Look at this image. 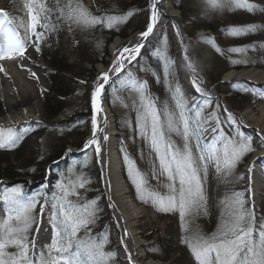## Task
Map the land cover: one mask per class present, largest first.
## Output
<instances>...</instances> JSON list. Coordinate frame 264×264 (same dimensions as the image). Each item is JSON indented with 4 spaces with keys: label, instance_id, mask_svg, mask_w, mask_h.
<instances>
[{
    "label": "snow or ice",
    "instance_id": "1",
    "mask_svg": "<svg viewBox=\"0 0 264 264\" xmlns=\"http://www.w3.org/2000/svg\"><path fill=\"white\" fill-rule=\"evenodd\" d=\"M158 3L159 0H153L151 4L150 23L140 34L142 38L146 39L153 33L159 15ZM207 3L212 8L245 9L250 13L258 7L248 0H207ZM25 8L30 16V23L24 26L23 38L11 27H6L13 20L9 18L7 11L0 10V33L6 32V43L0 45V60L16 55L23 56L29 36H34L37 41L43 39L44 34L37 32V26L49 27L46 22L50 19L52 8L43 2L37 3V0H28ZM59 11L64 19L77 25L90 27L105 23L100 17L93 16L79 0H67ZM123 19L124 17L109 16L106 23L108 27H112ZM257 30L256 25H247L233 27L230 32L233 36H240ZM209 43L215 47L214 40L209 39ZM142 47V43H137L124 48L123 53L127 54L130 62L136 60ZM216 51L220 52L221 49L216 47ZM231 51L243 52L245 49L233 48ZM157 54L165 61L164 75L167 78L170 72L166 42ZM189 67L193 74L191 88L202 98V103L196 97L186 95L178 84H170L172 107L170 108L167 101L163 102L162 107H158L157 98L149 92L147 81L135 80L130 71L126 73V79L120 81L121 87L131 85L138 93V101L135 102L136 125L139 134L148 140L150 148L156 154L158 166L153 175L166 177L167 183L163 186L164 191L150 190L145 174L125 155L128 178L135 186L137 197L141 201L151 200L160 211L179 213L186 233L183 242L194 255L197 264H264V225L260 226L257 238L254 239L255 218L245 208L242 193L226 194L221 202L224 206L222 222L212 236L200 234L194 223L196 217L207 211L204 180L209 169L214 168L215 174L227 183V177L232 175L237 162L247 152L252 151V147L250 139L239 132L235 136L227 135L215 112L207 116L204 114L205 109L212 105L213 94L202 80L195 77V67ZM124 71V59L112 65L111 72L117 79ZM110 79L108 72L99 77L100 82L92 97L96 114L103 111L102 94ZM215 107L219 108L220 105L216 104ZM224 110L227 112L225 119L235 125L237 121L234 115L226 108ZM107 123L106 116L103 127L97 117L93 116L94 131L86 144L94 149L97 157L101 156L103 142L108 140L104 132ZM170 134L179 137L181 143L174 142ZM20 140V136L9 131L7 136H0V149L15 148ZM74 169L75 164L70 171ZM88 183L90 181L80 173L76 180H68L67 184L61 181L57 185L58 193L45 201L51 209L49 220L53 230L46 252L37 249L35 240L30 238V230L37 223L34 210L39 200L36 197H24L22 187H13L4 197L7 219L3 234L0 235V264H111L114 253L105 250L107 236H94L91 231L97 219V201L82 200L77 191L85 189ZM70 197H75L78 202H73ZM108 200L111 202V196ZM112 207L115 208L116 205L112 204ZM128 260L132 261L131 253L128 254Z\"/></svg>",
    "mask_w": 264,
    "mask_h": 264
},
{
    "label": "rangeland",
    "instance_id": "2",
    "mask_svg": "<svg viewBox=\"0 0 264 264\" xmlns=\"http://www.w3.org/2000/svg\"><path fill=\"white\" fill-rule=\"evenodd\" d=\"M25 1L26 0H0V10L7 11L8 13H10L13 17H15L16 21L20 25L19 27L17 26L18 30H16L12 24L10 27L14 31H17L20 34L21 38L25 36L24 26L30 23V16L28 15L27 9L25 8L24 4ZM79 1L82 5H86V7L90 9H95L98 6L100 0ZM145 1L146 4H143L142 6L132 7L127 10V12H132L135 10L139 11L136 13V15L134 13L129 14V17L133 20V26L135 27H138L140 24L144 23H147L148 25L150 9L153 0ZM168 1L175 8V10H177L175 7V2H177L178 4H182L181 6L185 7V9L188 8L191 13L193 12L192 15L196 14L193 21L189 20L186 22H182L183 12L181 10H177L180 14L181 27L187 40L185 46L187 55L196 65L203 78L206 80L208 86L214 87L217 93L223 95L225 101L232 110L237 112H244L248 109H251L252 111L257 112L259 106L264 105V91L262 89H258L256 86L250 85L248 88H245V85L248 84H245L244 81L236 80L228 85L225 84L223 80H225L224 76L226 75V73L230 71H239L237 70V68L240 70L249 68H255L257 70L264 69V67H259L264 65V0H248L249 3H254L258 5L257 9L251 13L245 9L212 8L207 3V0ZM66 2L67 0H59V2H56V4L53 6L54 9L56 8V13L60 14L59 8L63 7ZM37 3H39L38 0ZM119 17H124V15H120ZM62 18L63 17H61V19ZM16 21L13 22L16 23ZM42 23H44V21H42ZM208 24H223L220 25L223 26L220 27L223 29H221V33L217 35L215 32H212L213 34H211L205 29L198 28L199 26L204 27ZM62 25H64L65 27L63 30L64 38L61 41H58L57 39L55 42H50L49 38H46L47 36H49L46 33V28H43L40 25L37 26V32H43V39H41V41H37L34 36H29L28 38L26 51H28L33 60L44 66V70H39L41 80L38 83L39 86L37 90L31 92L32 88L29 85L30 87L27 86L28 95L24 96L26 102H30L29 106L33 107L35 115L31 113L28 115V117H25V119H17L18 121L15 123L6 122L7 120L12 119L10 117H5V115H0V136H7L9 134V131H11L12 134L21 137L20 142L15 148L4 150L0 149V152L1 154H3V158H6L10 161L12 166H19L31 160L33 158V155L36 156V154H40L41 156L42 154H46L48 148L52 145L54 141L58 140L59 137L66 139L68 135V138L75 143V145L73 146L66 145L64 151V155L65 157L68 156L70 164L78 162L82 163L83 169H97L98 174L96 173L95 175L97 180L92 181L91 178L90 182L93 185H98V189L95 194L99 212L98 218L102 220V224L104 226L103 229L106 234H109L113 242V247L111 251L114 253L115 257L120 261V264H122L120 260V243H118L121 235L119 232L114 233L113 226L111 223L112 219L105 196H102L100 198L98 197V195L101 194V182L99 171L100 168L96 164L94 151L92 149H89L81 155H71V153L68 152V150L72 151L78 148L80 149L81 145L84 143L85 138L90 132L91 115L93 112L92 97L94 94V84L97 80V76L89 84L87 83L86 76L83 75V69L93 68L90 64H84L79 61L76 55L77 49L79 47V33L77 31L78 25L72 23L71 21L69 23V21L64 18ZM247 25H256L258 30L240 36H233L230 32V29H232L233 27H244ZM137 32L141 31H136L132 35L136 34ZM162 33V38L158 42H166L168 45V42L166 40L167 35L169 36L168 38L171 39V43L174 45L173 36L171 35L170 30L168 28H165L164 32ZM208 33L210 35H208ZM200 34H202V36H199ZM115 39H117V37L114 38L108 46L109 55L104 60L105 64L100 63L98 65L108 67L111 64L112 55L110 54V46L115 41ZM209 39L214 40L215 47L211 43H209ZM200 41H208L209 44H202ZM154 44L155 42L150 44L151 50L153 51L151 53L149 52L148 55L152 54L153 52H158L159 49H157V45L154 46ZM40 45L46 46V49L49 52L52 50H59L69 60V63L72 64L73 67H75L73 79V81L75 82V86L72 95L69 99H67V101H65L67 109L65 112L63 111L64 113L60 114L58 120L53 121L58 124L49 129L42 125V123L44 122L45 114L40 99V93L42 91H46L47 89L48 83L46 81V77L50 73V70L44 63L37 60V48ZM216 47H219L221 51L217 52ZM122 48L123 47H121L117 51V53ZM233 48H243L245 49V51L233 52L231 51V49ZM174 49L175 48H173V53L170 57V60H167L170 75L164 80H162V83L165 84L167 92H169L170 84H178L186 93V95L191 97L182 82V75L176 63ZM159 61L165 71V61L162 60L160 56ZM98 65H96L95 67L96 72ZM139 66L140 65L138 64L135 68L139 69ZM226 70L228 71L224 73V71ZM127 71L129 72L130 70ZM130 72L132 73V76L135 80L147 81L149 92L153 97L157 98L153 87V81L150 77L143 76L140 80L139 78L141 77V74L138 75L135 72ZM123 76L120 80L126 79V74L124 77ZM120 80L114 81L113 84L109 87L107 105L109 107V110L111 111L110 114L113 119L114 126H116L117 128V126H119L120 124V126L129 129L131 119L136 120L135 102L138 101V93L131 85L126 84L124 87H121ZM21 83L23 82L21 81ZM8 88L9 87H5V90H7ZM126 88L130 89L126 90ZM8 93H10V95L13 94L11 90L7 91V97H5L7 99V103L12 100V97L10 98L11 100L9 99L10 96L8 97ZM168 97L170 99L169 102ZM162 98L164 102L167 100L171 108V104L173 103L171 101V93L169 95H167V93L165 95H162ZM196 99L199 103L203 102L202 98L200 97H196ZM216 104H219L220 107L216 108ZM86 105L90 106L91 114H89L86 110ZM212 112H215V114L219 116L221 127L227 135L235 136L236 133L239 132L243 137L250 139L252 151L247 152L240 158L235 168L233 169L232 175L227 177V183H225L222 178H219L217 174H215L214 168L209 169L210 176L208 179L206 178L204 182L206 183V188L208 190L210 189V195L207 194V190V211L205 213H202L206 218L209 219V221H211L210 224H207L208 232L210 235H213L215 232L218 231L221 225L224 214V206L221 202L224 200L226 194L231 195L233 192H238L243 194L242 198L245 201V208L248 211L252 212L254 215L255 228L253 232V237L255 239L257 238V233L260 230V226L264 225V140L259 142L254 136L255 134H246L245 132H243L239 126V121L236 117L235 119L237 123L235 125H233L230 121H227L225 119L227 113L223 111L220 101L217 98L212 99V105L209 108L205 109L204 114L207 116L209 113ZM70 130H72V132H70ZM119 132L123 135V139L118 144L116 153L120 159L122 178L124 177L123 182L127 186V190L130 196L129 199L135 202L137 205L145 207L149 212L148 217H141L136 222V235L139 237V239L142 240V243L144 244V251L142 255L146 257L147 260L149 259L148 261H152L153 263L174 264L176 260H179L182 257L180 256V250H177L173 255H171L168 261L151 258L149 256V251L153 250L151 252L156 254L157 252H160L161 254H164L162 250V244L158 246L154 245L162 236H164L168 232H171L173 228H175V217H172V215L165 216L163 218L159 217L153 209V206L155 204L151 200L145 202L148 205V208L135 201L133 195L137 197V192L132 181L128 178V164L124 159L125 155L130 157V159L134 162L135 167L139 169L140 172L145 174L148 180L150 190L164 191L165 189L163 186L167 183L166 177L153 175V171L158 166V160L154 150L150 148L148 140L142 137L139 133L137 135L133 134V136H129L127 132ZM70 134L71 136L69 137ZM170 135L174 142H176L177 144L181 143L179 137H177L175 134ZM133 144L134 149L132 148ZM257 153H262L261 156L258 157H260L261 159L263 158L262 162L259 163V168L263 177L261 176L262 189H260L258 192V200L256 202L253 200V197L249 190L248 171L249 169H251L249 168V164ZM40 160H43V158L41 157ZM50 165L51 164H48L43 167L42 170H44V177L39 180H34V178L25 175L14 180H8L6 178H2L0 180V233L1 230L3 231L4 222L7 219V210L6 204L4 202V197L11 191L13 187L16 186L22 187L24 197H27L29 195H31L29 198L36 197L37 193L44 197H48L50 191H52V188L55 185V180H57L58 178L56 177L58 175L54 172L53 169L55 166L50 167ZM34 170L35 168H32V171ZM125 172L127 173V178L125 177ZM64 175L65 179L69 178V180H76L74 176L66 174ZM37 182L41 183L35 185ZM208 183H210V185ZM212 190H216V195H211ZM33 191H36V193H32ZM77 191L81 194V189ZM69 199L75 202L73 198ZM41 205H44L43 208H41ZM99 207H102L103 209L101 210L99 209ZM34 214L37 217L38 223L32 226V229L30 230V238L35 240L37 249H42L46 252L47 246L51 242L53 232L50 225H48L47 209L43 200L39 201V203L37 204V207L34 210ZM12 223L13 226H15V221H13ZM211 230H213L214 232H210ZM138 259L142 261V256L138 257ZM135 262L137 264V261ZM178 264L191 263L186 262V259L184 258Z\"/></svg>",
    "mask_w": 264,
    "mask_h": 264
},
{
    "label": "trees",
    "instance_id": "3",
    "mask_svg": "<svg viewBox=\"0 0 264 264\" xmlns=\"http://www.w3.org/2000/svg\"><path fill=\"white\" fill-rule=\"evenodd\" d=\"M27 2L28 0H26L24 4H26ZM38 2L44 3V0H38ZM56 2L57 0H45V4L48 7L53 9L50 19L47 21V24L49 25V27L46 28V33L49 35L46 38H49L50 42H55L57 39L58 41H61L64 38L63 30L65 26L62 25L63 18L61 19L62 16L59 13H56V8L55 9L53 8ZM175 3H176L175 4L176 9L181 10L183 12L184 21L194 20V17L196 14L192 15L193 12L191 13V11H189L188 8H186L187 9L186 10L185 7L181 6L182 4H178L177 2ZM143 4H146L145 0H100L98 6L95 9H90L86 7V5H83L89 10V12L92 13L93 16H98L102 20L105 21V23L103 24H96L90 27L84 26V25H78V28H77L78 29L77 31L79 33V38H78L79 47L77 49L76 55L79 61H81L84 64H90L93 68V69H88V68L83 69V72H84L83 75L86 76L87 83L90 84L91 81L94 80V78L96 77L95 75L96 65L100 63L105 64L104 60L109 55L108 46L110 45V43L113 41L114 38L120 37L122 39H126L129 36H131L133 33H135L136 31L145 30L147 23L140 24L138 27H135L133 26L134 24L132 23L133 21L132 18L129 17L130 13H134L136 15V13L139 11L135 10L132 12H127L128 9L132 7H140ZM120 15H124L125 19H123L118 24H114L112 27L107 26L106 21L109 16L119 17ZM220 25H223V24H217V25L208 24L207 26H204V27L199 26L198 28L205 29L211 32H215L217 35H219V33H221V29H223V28H220V27H223ZM168 37L169 36L166 35V40L168 42L167 60L169 61L173 53V44L171 43V39ZM200 42L202 44H209L208 41H200ZM164 44L165 43L163 42H158V41L155 42V46L157 45V49H162ZM38 48H39V51H37V60L40 62H43L50 70V73L46 77V81L48 83L47 89L46 91L44 92L42 91L40 93V99H41V102L44 108V114H45L44 122L42 123V125H44L45 127L49 129L58 124V123L56 124V122H53V121L58 120L60 114L64 113L67 109V105L65 101H67V99L70 98V96L73 93L74 86H75V82L73 81L75 67H73V65L69 63V60L59 50H52L49 52L47 51L46 46L44 45H40L38 46ZM168 54H169V57H168ZM139 65H140L139 66L140 73L152 79L155 95L157 97V106L162 107V104L164 102L162 95H165L166 93L167 95H169L170 91L167 92L166 91L167 88L165 87V84L162 83V80L165 79V75H164V68L161 66V63L159 61V55L157 54V52L155 53L153 52L152 54L147 55L145 59L141 60ZM259 67H264V65L259 66ZM228 70L224 71V73L227 72ZM237 70H240V69L237 68ZM169 101L170 99L168 97V102ZM86 110L88 111L89 114H91V109L89 105H86ZM130 125H131V129H130ZM130 125H129V129L123 126H120V124L119 126H117V128L120 131L127 132L129 136H133V134L137 135L139 131L136 125V120L131 119ZM70 132H72V130H70ZM70 136L71 134L69 135V137ZM66 145H70V146L75 145V143L72 142L68 138V135L66 139L59 137L58 140L54 141L52 145L48 148L46 154H42L41 156L40 154L39 155L36 154V156L32 154L33 158L31 160L19 166H12L10 161L7 160L6 158H3V154H1L0 152V180L2 178H6L8 180H14L16 178L23 177L24 175L28 177H32L34 178V180H39L43 178L44 177V170H42L43 167L60 160L64 155ZM132 148L134 149V144ZM7 149H11V148H7ZM1 150H4V149H1ZM41 157L43 158V160H40ZM74 164H75V169L73 171H70V169H72V166ZM32 168H35V170L32 171ZM53 169H54V172L58 175L56 176L58 178L57 180H55V185L53 186L52 191H50L49 196L44 197L42 195H39V193L36 194L37 195L36 198L39 201L43 200L45 204V207L47 209L48 224L50 225V227H51V224H50L49 218L51 215V209L45 201L50 200L51 196L54 193H58L57 185L61 181H65V183L67 184V181L69 180V178L65 179L64 174L74 176L77 179V176L80 173H83L84 176L89 181H91V178H92V181L97 180L95 175L96 173L98 174L96 168H88L89 170L83 169L82 163L74 162L73 164H70L69 159L65 162H61L59 165L55 166ZM209 176H210V172L208 173L207 179L209 178ZM125 177L127 178L126 172H125ZM208 184L210 185V183ZM204 186H205V193H206L208 189L206 188L205 182H204ZM97 187L98 185H93L91 182L86 184L85 189H81V194H80L81 199L88 200V201L95 199L97 201L95 197L96 191L98 189ZM32 193H36V191H33ZM207 194L210 195V189L207 191ZM211 195L212 196L216 195V190L215 191L212 190ZM30 196L31 195L27 197L25 196V197L29 198ZM70 198H73L75 202H78L76 201L75 197H70ZM133 198L135 199L137 203L142 204L148 208V205L144 201H141L135 195H133ZM99 209L102 210L103 208L99 207ZM153 209L155 213L161 218L165 216H170V215H172V217H175L174 218L175 228H173L171 232H168L167 234L162 236L154 245V246H158L162 244V247H163L162 250L164 254H161L160 252H157L156 254V253L151 252L153 251L151 250L149 251V256L154 259L168 261L171 255H173L177 250H180L181 251L180 256L182 257L179 260H176L174 264H178L184 258L186 259V262H189L191 264H197V261L195 260L194 255L191 253L190 249L183 242L185 239L186 233H185V229L183 226V222L180 219L179 213L178 212H163V211H160L158 207L155 205L153 206ZM98 213H97L96 222L92 226L91 231L94 236L98 235L102 237L106 235L107 244L105 246V250L111 251L113 247V242L109 234L108 233L106 234V232L104 231L103 229L104 226L102 224V220L98 218ZM210 222L211 221H209V219L206 218L202 213L198 217H196L194 221L200 234L206 237L212 236L209 234L208 227H207V224H210ZM210 232H214V231L211 230ZM2 234H3V231L1 230L0 235ZM111 264H120V261L115 257V255L113 256V260Z\"/></svg>",
    "mask_w": 264,
    "mask_h": 264
},
{
    "label": "bare ground",
    "instance_id": "4",
    "mask_svg": "<svg viewBox=\"0 0 264 264\" xmlns=\"http://www.w3.org/2000/svg\"><path fill=\"white\" fill-rule=\"evenodd\" d=\"M163 10V13H162ZM158 19L155 24V27H162L161 24L166 22L164 28H168L174 38L175 45V59L179 71L182 75V82L186 87V90L191 95V97H198L199 94L195 93L191 88V79L193 78L192 70L189 67L193 61L191 58L183 54L182 49L186 46L185 37L180 35L179 30H181V17L177 10L169 3L167 0H159L158 3ZM164 18H162V17ZM163 20V21H162ZM6 27H10V25H6ZM142 32H138L127 39L117 38L110 46V54L112 55V65L117 63L119 60L124 59V65L129 62L127 58V54L123 53V49L126 47H131L137 43H142L143 47L141 48L140 53L137 55L136 61L139 58L140 54L149 47L150 44L155 42L156 38L152 41L149 38H142ZM158 31H156L157 36ZM3 37H6V32L2 34ZM123 47L118 53L117 51ZM187 54V52H186ZM111 65V64H110ZM110 65L108 67H104L102 65H98L97 67V80L94 84V91L96 85L100 82L99 77L102 73L108 72L109 75H113L111 72ZM0 115H5V117H10L12 120H7L6 122H17L19 118L25 119L29 114H34L33 107L29 106L30 102H26L24 96H27L28 90L27 86H31V92L36 91L41 77L39 75V70H44V66L35 60H33L28 53L25 51L23 56L16 55L13 58H8L4 61H0ZM21 69V70H19ZM17 75H15V74ZM35 74V75H33ZM195 77L197 78L196 74ZM223 80L225 83H232L236 80H246L252 86H256L258 89H262L264 91V69L257 70L255 68L242 69L239 71H230L226 73ZM21 81L23 83H21ZM258 85V86H257ZM29 86V87H30ZM5 87H9L5 90ZM249 85L245 88H248ZM256 89V88H255ZM5 90V91H4ZM11 90L13 94L10 95L8 93V97L11 101L9 103L6 102L7 91ZM31 95V93H30ZM105 89L102 94V108L103 111L99 114H96L93 108V112L91 115V126L90 132L88 136L85 138V142H87L93 135V125L92 119L95 115L97 117L98 122L103 127V119L106 116L107 118V126L104 128L105 134L108 136V140L104 141L102 144V153L100 157H97L93 148L88 147L94 151V156L96 160L97 166L100 168V182H101V194L105 196L106 202L108 204L109 212L111 215V223L113 226L114 233L119 232L121 237L118 241L120 246V255L122 264H157L152 261H148L146 257H144V244L142 240L136 235L137 232V220L141 217H148L149 212L145 207L137 205L135 202L130 200L126 196V184L123 183V178L120 174V162L118 161L116 155V149L118 144L122 141L123 137H120L121 133L117 132L116 126H114L113 119L109 113V107L106 102L105 97ZM223 96V95H221ZM218 99V98H217ZM31 110V111H29ZM236 118L240 119V122L244 124L248 129L243 127L242 131L246 134L253 133L257 140L260 142L262 140V136L264 135V105H260L258 111H252L248 109L244 112H235ZM86 144V143H85ZM87 145V144H86ZM262 154V153H261ZM261 154H255L253 159L249 164V190L253 197V200L257 202V196L260 189H262V181L261 176L259 174V166L257 164L258 156ZM253 166H256L254 169ZM109 181L111 182V186L109 187ZM111 196L112 200L109 202L108 197ZM101 197V196H100ZM112 204H115L116 207L113 208ZM258 204V203H257ZM256 204V205H257ZM41 230V228H40ZM131 253L132 261L128 260V254ZM142 256V261L138 259V257Z\"/></svg>",
    "mask_w": 264,
    "mask_h": 264
},
{
    "label": "water",
    "instance_id": "5",
    "mask_svg": "<svg viewBox=\"0 0 264 264\" xmlns=\"http://www.w3.org/2000/svg\"><path fill=\"white\" fill-rule=\"evenodd\" d=\"M162 13H163V10H162ZM150 15H151V11H150ZM150 15H149V23H150ZM161 17H162V16H161ZM162 18H164V17H162ZM162 21H163V20H162ZM149 23H148V24H149ZM161 25H162V27L165 26V25H166V22H163V24H161ZM162 27H159V28H158V27H154L153 33L150 34L149 37H147V38H149V39L152 41V40L156 37V31L159 32L160 28H162ZM179 32H180V35H182V29L179 30ZM149 50H151V49H150V45H149L148 48H146V49L140 54V56H139V58L137 59V61H136V60H132L130 63H128V64L126 65V67H125V71H124V73H121V74H120V78L125 74V72H126L127 69H130V70L134 71L132 67H133L134 65L138 64V63L140 62V59L144 56V54H146L147 52H149ZM182 52H183L184 55L187 56L186 51H185V47L182 49ZM187 57H188V56H187ZM191 65H192L193 67H195V69H196V73H195V74H196L197 78L200 79V80H202V81L204 82V84L207 86V88L211 90V92H212V94H213V95H212V99H213V98H219L223 110L226 108L228 112H231V113L236 117L237 114L235 113V111H233V110L230 108V106L227 104V102L225 101V99L223 98V96L219 95V94L217 93V91H215L214 87H209V86H208L206 80L203 78L202 74L200 73V71L198 70V68L196 67V65H195L194 63H191ZM111 66H112V62H111L110 67H111ZM110 77H111V79H110V80L106 83V85H105V95H107V93H108V89H109V87L113 84V82L116 81V80H118L117 77L114 76V75H110ZM240 80H242V79H240ZM242 81H244L245 83H247V84L250 85V86L252 85V84H250L249 82H247L246 80H242ZM225 84H228V83H225ZM228 85H229V84H228ZM105 97H106V96H105ZM106 100H107V98H106ZM238 120L240 121L239 118H238ZM240 123H241V122H240ZM241 124H242V123H241ZM242 125H243V124H242ZM243 127H245V129L251 131V130L248 129L246 126L243 125ZM120 137H122V135H120ZM263 137H264V135H263ZM85 143H86V142H84V144L82 145V147L80 148V150H72V151H71V150H68V152H70L71 155H81V154H83L85 151L88 150V147H87V145H86ZM116 155H117V154H116ZM117 158H118V161L120 162L118 156H117ZM63 159H65V158H63ZM50 166H53V165H50ZM120 174H121V177H122V171H121V170H120ZM123 183H124V182H123ZM126 187H127V186H126ZM126 189H127V188H126ZM125 193H126V196H127L128 198H130L128 190H126ZM100 196H102V195H100Z\"/></svg>",
    "mask_w": 264,
    "mask_h": 264
}]
</instances>
